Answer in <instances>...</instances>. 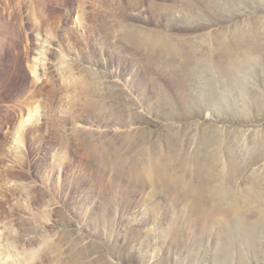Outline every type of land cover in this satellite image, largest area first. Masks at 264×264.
I'll list each match as a JSON object with an SVG mask.
<instances>
[{"label":"rangeland","instance_id":"obj_1","mask_svg":"<svg viewBox=\"0 0 264 264\" xmlns=\"http://www.w3.org/2000/svg\"><path fill=\"white\" fill-rule=\"evenodd\" d=\"M197 1L200 30L167 33L174 0H0V232L16 263L264 264V0ZM211 64L218 86L193 91ZM38 85L40 122L14 150Z\"/></svg>","mask_w":264,"mask_h":264},{"label":"bare ground","instance_id":"obj_2","mask_svg":"<svg viewBox=\"0 0 264 264\" xmlns=\"http://www.w3.org/2000/svg\"><path fill=\"white\" fill-rule=\"evenodd\" d=\"M174 1H177V3L179 4V8L175 12H171L169 14L168 13L165 14V18H163L165 32L169 33L170 31L178 29V30H182V31L187 32V33H193V32H196L197 30H200L201 26H203L204 21H205V14L203 13V10L201 8L200 2L197 1V0H174ZM34 10H35L33 12L34 14L35 13H36V15L40 14V17L37 20L38 21L37 29L39 30L38 33L43 31V34L39 33L40 37H41V40L43 42L41 43V48L38 49V51L37 50L35 51V57H34V62L35 63L33 64V74L35 76V80L37 81V79H38L37 77H46V78H48L47 74H48L49 69H50V67H48V63H49L48 46L50 45L49 44L50 32L47 30V28L43 27L44 24H45V21L47 19L42 14L45 9L43 7L41 9L40 8L37 9L35 7ZM81 23H82L81 19L78 18V21H77L76 25L77 24L80 25ZM210 24H213L212 21L209 22L208 25H210ZM0 32H3V31L0 30ZM127 34H128L127 36H129V33H127ZM130 35L132 36L133 33L130 32ZM133 38H134L133 40H135V37H133ZM63 55H65V54H63ZM85 61H86V64H89V66H90L88 68L89 69L88 71L91 74H94V75H96L97 69H99V67L103 64L99 60L94 59L91 56H89L87 59H85ZM70 62H71V58L66 57V56L65 57H60V58H58L57 65H56L55 68L57 70H63L64 69V70L71 71V68H72L71 65L72 64ZM225 65H227V64H225ZM231 65H229L230 67H228V68H232ZM223 66L224 65H221V67H223ZM221 67L219 65H217V64H211L210 68L207 67L208 69H205V70H203V67H197L196 69H193L191 74L188 76V80H189V83H190L189 84L190 88L193 91L196 90L195 87L196 88L198 87L197 84L200 85V83L206 82L205 80H207V76H210V80H209L210 84L209 85H207V84L205 85L204 84L206 86V88L208 86H210V85L218 86L217 85L219 83L218 82V78H219V75L223 71V69ZM233 71H235V70H233ZM114 72H116V71H114ZM219 86H220V84H219ZM41 88L42 87H40L39 85L36 86L33 96H37V97L40 96ZM158 90L161 93V91H160L161 88H157V91ZM196 92H202V91L197 90ZM191 94H193V92H191ZM38 101H39V97L36 100H33V102H31L32 103L31 110L28 111L25 116H23V115L20 116L21 121L17 124V129H16L15 134L12 135V136H14L13 138L16 141L14 143V146H13L14 150H18L19 143L26 137V133L28 131L34 130V128H35L34 126L38 125L39 122H40V117H41V114H40L41 111L40 110H41V107H40V104L38 103ZM70 123L74 125L73 127L80 126V127H85V128H89V129L94 128V127L95 128H102V127H104V128L108 127L109 128V126L102 125V123H100V122L95 123L93 121L85 120L84 118H80V117L78 119H76L74 122L69 120V124ZM16 152H18V151H16ZM9 193L11 194V192H9ZM10 194H9L8 197H5V201L6 202L13 200V198H12V196ZM0 195L4 196L3 191H0ZM2 201H4V200H2ZM9 238L14 239L15 238V234H13V233H1L0 232V264H18V263H16L17 261L15 262L16 259L15 260L13 259L14 255L11 254V252L9 251L10 247L12 246V244H9L8 241H7Z\"/></svg>","mask_w":264,"mask_h":264}]
</instances>
